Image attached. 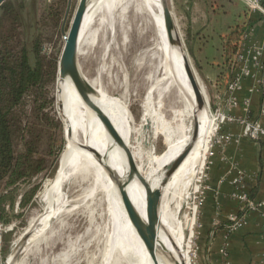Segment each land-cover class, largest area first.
<instances>
[{"label": "rangeland", "instance_id": "obj_1", "mask_svg": "<svg viewBox=\"0 0 264 264\" xmlns=\"http://www.w3.org/2000/svg\"><path fill=\"white\" fill-rule=\"evenodd\" d=\"M78 1L35 0L36 26L29 32L32 34L37 31L40 37L41 80L39 86L27 90L21 101L12 108L9 121L16 155L22 162H26V158H28L30 164L33 165L32 167H39L40 170L17 181L14 185H8L7 180L0 181V222L8 229L3 235L2 264H109V262L111 264H135L132 258L121 255L119 250L111 251L109 249L112 225L107 202L100 194L84 199L81 189L64 185L62 193L65 201L62 203L61 208L59 202L54 203L56 196L52 198L54 207L58 208L59 211L56 212L57 217L52 221L51 230H48L49 227H47L39 232L42 226L40 227L39 223L36 222L43 211L47 210V202L43 199V194L50 187L55 177L60 156L66 143L63 122L58 118L54 107L55 83L64 36L69 29ZM167 3L172 12V0H167ZM206 3L210 4L208 1ZM31 6L30 1L25 0L23 13L27 20H29L31 14ZM99 13L92 19L84 32V35L87 31L88 34L80 47L84 54L78 55V62L82 72L89 79L94 80L109 96L116 97L115 99L118 100L121 99L120 101L127 106L133 121L132 126L134 129L139 130L132 143L135 147L136 160L144 162L149 159L148 149L152 144L155 155L158 156L165 152L166 144L163 135L160 133L159 127L161 126L159 123H170L174 111L181 108V101L174 94H172V98L171 95L164 94L161 96L162 101L159 105L157 86L151 88L147 71L137 66L138 59L141 56L138 41L140 40L141 43V39L150 36L151 33L150 28L145 24L144 15H133L131 7L122 14L119 5L114 7L111 13L106 14L103 8ZM102 24L103 26H101ZM180 24L181 21L178 20L179 27L177 31L182 39V47L186 52L198 84L204 90L209 115L213 117L215 125L204 161V149L208 134L205 137L197 174L189 182H185L182 187L173 188L167 196L168 198L172 196L170 207L175 211L174 220L177 221L183 231V255L185 261L189 263V256L194 250H196V256H198L199 249L203 244L198 232L199 214L203 204V179L209 167L213 148L222 143L221 137L225 135V132H221L223 127L234 124L232 121H229V124L225 123L227 118L229 116L237 118L240 115L234 111L238 107L244 109L243 102L246 98L241 103L238 93L242 90L245 80L256 81L260 76L256 68L262 56L260 52L256 54V61L252 62L250 67L247 68V74L235 94L236 101L231 102L230 107L235 102L236 105L221 120V117H217L215 113L217 108L229 103L231 95V90L228 89L229 84L220 89L216 83L217 78L210 77V73H203L200 68L196 67L188 53L190 45L185 40ZM258 30L255 27H250V37L241 38L238 51L241 52L242 59L236 64V54L234 57H230L226 69L222 68L219 73L220 79L224 81L223 83L227 81L230 70L228 67H231L232 63L234 64L232 68L233 77H238L243 71L245 59L254 50L253 46L258 36ZM21 37V28L17 25L14 27L10 17H3L0 21V45L9 50V52L5 51L3 54L7 53L8 57L10 55L15 57V52L20 47ZM255 86L254 84L253 87L255 88ZM145 110L157 111L162 115L163 121L159 122L157 120L155 112L146 120L143 119ZM224 123V126L219 127ZM146 125L148 126L147 130L145 129ZM156 129L157 132L155 133ZM164 130L168 133L171 129L166 128ZM226 134L229 135V133ZM148 139L149 141H147ZM201 169L202 173L200 175ZM199 175L200 178L197 184ZM72 204H76V206ZM35 218L36 220H34ZM30 222L36 224L32 228L33 232L27 231ZM24 235H26V238L12 262L9 257L18 245L19 239ZM104 247H106V250H104ZM107 250L111 253H108ZM7 259L9 260L8 263Z\"/></svg>", "mask_w": 264, "mask_h": 264}, {"label": "bare ground", "instance_id": "obj_2", "mask_svg": "<svg viewBox=\"0 0 264 264\" xmlns=\"http://www.w3.org/2000/svg\"><path fill=\"white\" fill-rule=\"evenodd\" d=\"M97 1L98 0H91L84 14L77 40L78 55L84 54L80 47L88 34L87 31L86 35H84L85 30L96 14H100L99 12L102 11V8L103 11L108 14L111 13L114 7L119 5L121 6V13L123 14L131 7L133 15H144L146 19L145 24L151 30L150 36L143 38V40L141 39V43L140 40L138 41L140 44L139 49L141 56L138 59L137 66L147 71V78L151 83V88L157 86L156 91L159 96V105L162 101L161 96L164 94L171 95V98L172 94H174V96L181 101L180 103L182 105L181 108L174 111V116L170 123L161 122L163 121L162 115L154 111L157 120L161 122L159 123L161 126L159 130L166 144V149L163 154L158 156L155 155L154 146L152 144L150 147L148 146L149 159L141 162L140 160H136L134 144L131 146L138 173L153 186V184L162 177L169 165L181 154L185 146L191 142L195 124H197L196 135L186 156L161 188L158 202L159 225L157 228V240L165 255L163 256L160 251H156L155 259H153L145 250L142 241L132 227L120 201L118 189L110 179L106 166L116 174L119 181L124 182L131 204L138 213H140L142 218L145 219L146 193L143 185L135 175L129 177L124 151L113 143L95 113L83 102L72 82L68 78L59 80L57 77L55 83L54 107L58 118L63 122L66 143L60 156L59 167L55 177L50 187H48L43 194V199L47 202V210L43 211L36 221L39 223L40 227L42 226L39 232L43 229L45 230L47 227L50 228L52 221L57 217L56 212L59 211L58 208L54 207V203L59 202V207L61 208V205H63L62 203L65 201L62 187H64V185H70L75 189H81L84 199L92 198L100 194L102 198L106 200L112 225V234L109 241V249L111 251L119 250L121 255L132 258L135 264H171L169 260L174 259L176 255H179L186 264L183 255V231L177 221L174 220L175 211L170 207L172 196L169 198L167 196L173 188L177 189L178 187H182L185 182H189L198 172L204 149L205 137L213 124V117L209 115V108H207L206 104L207 98L203 88L199 85L204 98V106L198 108L184 68L182 56L183 53L185 55L186 53L182 47L174 45L166 33L161 0ZM150 24L152 25L150 26ZM101 26H103V24ZM80 71L82 76H84L86 81L95 90L93 101L104 115H106L122 139L128 142L130 138H132L133 133L136 137L138 132L135 133L136 129L132 126L133 121L127 106L120 101L121 99L118 100L115 99L116 97L113 98L109 96L94 80L89 79L84 72H82L81 68ZM154 112L145 110L143 119L146 120L147 117L152 116ZM166 128H170L171 130L167 133L164 130ZM156 132L157 129L155 130V133ZM139 141L141 142L140 138ZM147 141H149V139ZM90 149L99 153L102 160L98 159ZM53 196H56L55 202L52 199ZM74 205L76 206V204ZM89 215L91 216L92 214ZM34 220H36V218ZM34 225L36 224L30 222L27 231L33 232L32 228H34ZM49 228L48 230H51V228ZM104 248V250H106V247ZM107 251H105V253H107ZM108 253L111 252L109 251ZM9 258L12 262L15 260L13 253ZM105 258L107 257L105 256ZM8 262L9 260L7 259V263ZM109 264L111 263L109 262Z\"/></svg>", "mask_w": 264, "mask_h": 264}, {"label": "crops", "instance_id": "obj_3", "mask_svg": "<svg viewBox=\"0 0 264 264\" xmlns=\"http://www.w3.org/2000/svg\"><path fill=\"white\" fill-rule=\"evenodd\" d=\"M247 1L172 0V17L177 28L178 20L181 21L183 35L190 45V57L203 73L208 72L210 77L217 78L220 89L226 86L227 81L223 83L219 73L222 68L226 69L236 33L250 23L249 29H259L256 40L263 39L264 15L249 11ZM260 77L256 81L248 79L243 82L238 98L241 103L245 98L248 99L249 105L246 110L240 106L234 112L264 125V115L261 113L264 75L262 79ZM214 130L213 123L207 133L204 161ZM222 131L229 133L230 140L213 148L203 179V204L198 231L203 244L198 252L197 263L222 264L227 260L228 264H264V138L259 141L249 139L242 134V126L238 124L225 126ZM239 174L244 177L247 193L260 206L245 213L244 222L230 231L227 229L229 218L241 213L234 197L237 188L232 183ZM225 243L227 256L220 252V247ZM186 264H190V261H186Z\"/></svg>", "mask_w": 264, "mask_h": 264}, {"label": "water", "instance_id": "obj_4", "mask_svg": "<svg viewBox=\"0 0 264 264\" xmlns=\"http://www.w3.org/2000/svg\"><path fill=\"white\" fill-rule=\"evenodd\" d=\"M4 1L5 0H0V6ZM90 1L91 0H79L78 1L73 18L69 25V29L66 35L64 36V43H63V47L61 49L59 59H58V64H57V77L59 80H64L68 78L72 82L73 86L75 87L77 93L79 94L83 102L89 108H91L92 111L95 113V115L101 122L102 126L104 127L106 133L112 139L113 143L124 151L125 156H126L127 165H128L129 177H132L135 175L138 178V180L141 182V184L143 185L145 193H146V206H145L146 218L145 219L142 218L140 213H138V211L131 204L128 198L125 186H124V182L119 181V179L116 177V174L111 169H109V167L106 166V170L108 171L110 179L114 182V184L116 185L118 189L120 201L122 203L124 211L132 227L134 228L136 234L142 241L145 247V250L148 252L150 257L155 259L156 251H160V253H162L163 256L165 255L163 250L161 249L160 243L157 240V228L159 225L158 202L160 198L161 188L168 181L171 174L178 167V165L182 162L188 150L190 149L191 143L193 142L195 135H196L197 124H195L193 128L191 142L185 146L181 154L173 161L171 165H169L168 169L163 173L162 177L158 179L153 184V186L150 184L148 180H145L144 177H142L138 173L136 162L132 155L133 152H132V147H131L133 143L134 133L132 134L133 136H132V139H130V141L125 142L122 139V137L114 129V127L112 126V124L110 123L106 115H104V113L100 110L97 104L93 101V98L95 96V90L86 81L84 76H82V73L80 71V65L78 62L77 40H78V34H79V30H80L83 17L88 9V4L90 3ZM161 1H162L163 22H164L166 33L168 37L170 38V41L174 45L178 47H182V39L180 38V35L178 34L177 27L174 23L172 12L170 11L167 0H161ZM182 58L184 62V68H185V71L188 77V81L194 93L197 107L201 108L202 106H204V98L202 96L200 86L194 75V72L189 63V59L187 55L183 53ZM145 129L146 130L148 129L147 125ZM136 132H139V130L137 129L135 133ZM90 150L94 153V155H96V157H98V159L102 160V157L99 153H97L93 149H90ZM25 238H26V235H24L20 239L19 245L13 251L14 256L16 252L19 250ZM169 262L171 264H185L183 259L179 255H176V257H174V259L172 260H169Z\"/></svg>", "mask_w": 264, "mask_h": 264}, {"label": "trees", "instance_id": "obj_5", "mask_svg": "<svg viewBox=\"0 0 264 264\" xmlns=\"http://www.w3.org/2000/svg\"><path fill=\"white\" fill-rule=\"evenodd\" d=\"M29 1L32 5L29 20L25 19L23 13L25 0H5L0 6V21L3 17H10L14 27L17 25L21 28L22 36L15 57L11 55L8 57L7 53L3 54L9 50L0 45V181L7 180L8 185H14L17 181L40 170L39 167L33 168L28 158L26 162H22L16 155L9 121L12 108L21 101L27 90L39 86L41 80V41L37 31L32 34L29 32L36 26L35 0ZM249 24L236 33L233 39L235 43L231 45L227 61L237 53L241 38L248 30ZM233 67V63L228 67L230 70L226 85L234 78ZM249 197L252 199L251 196ZM242 214L241 212L239 215Z\"/></svg>", "mask_w": 264, "mask_h": 264}, {"label": "built area", "instance_id": "obj_6", "mask_svg": "<svg viewBox=\"0 0 264 264\" xmlns=\"http://www.w3.org/2000/svg\"><path fill=\"white\" fill-rule=\"evenodd\" d=\"M247 5L251 12H259L264 15V0H248ZM250 32L251 31L248 28V30L243 34L242 38L244 39V37L246 38L250 37L251 35ZM263 42H264V35L261 41L256 40L253 46L254 50H252L250 54L247 56V58L245 59V63L243 65L244 66L243 71H241V74L238 75V77L236 78L234 77V79L229 83L228 89L231 90L229 103L227 105L223 104L221 107L217 108L216 113H215L217 117H221V120L224 119L225 116H227V112L229 110H232V108H234L233 106L236 105V102H235L230 107V103L233 101H236L235 94L237 90L239 89L238 87H240L243 81V78L247 74V68L250 67L252 62L256 61V54H259V52L262 56V59L260 62L257 63L256 69L259 71V74L261 75L260 78L261 79L263 78V75H264L263 74L264 72V57H263L264 56V44ZM240 59H242V55H241V52L237 50V53L235 55V62H237L236 64L240 62ZM262 83H264V81ZM248 102H249L248 99H246L243 102V106L245 110L249 105ZM261 113L262 115H264V103L261 107ZM229 121H232L234 124L241 125L242 134L251 140L259 141L262 138H264V125H262L258 120H250L247 117H245V115H240L237 118L229 116L227 118V122L225 121V123H228ZM225 123L221 124L219 127L224 126ZM219 127L217 126L216 128L218 129ZM217 129H216V132H217ZM229 140H230V135L225 134L223 135V137H221V142L229 141ZM244 181H245L244 177L240 174L232 180V183L236 185V188H237V191L234 197L237 199L239 203L240 212H242L243 214L238 215V216L237 215L232 216L229 218V224L227 225V229H229L230 231L236 229L238 226H240L244 222L243 219H244L245 213H247L248 211L256 210L260 206L253 199H250L249 194L247 193L245 189L246 187H245ZM7 230L8 229L3 225V223L0 222V264H2L3 262V257H2L3 235L5 232H7ZM226 245L227 244L225 243L224 246L220 247V252L223 253L224 256H227V246ZM196 255H197L196 250H194V252L189 256L190 264H198ZM222 264H228V261L225 260Z\"/></svg>", "mask_w": 264, "mask_h": 264}]
</instances>
